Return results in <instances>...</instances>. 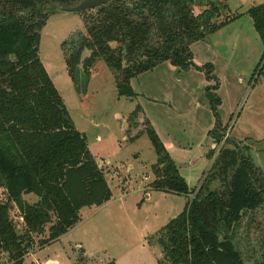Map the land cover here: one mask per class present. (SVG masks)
<instances>
[{"label":"rangeland","instance_id":"1","mask_svg":"<svg viewBox=\"0 0 264 264\" xmlns=\"http://www.w3.org/2000/svg\"><path fill=\"white\" fill-rule=\"evenodd\" d=\"M220 1L227 3L228 13L221 7L212 22L238 17L189 45L193 64L188 69L164 61L132 77L131 97L118 94L115 75L119 73L98 58L88 68V81L76 91L65 57L87 33L96 9L67 13L58 9L60 5L49 8L52 12L40 30L38 56L76 129L85 136L112 196L100 206L80 209L76 225L55 239L49 240L50 224H46L44 233L33 237L34 244L20 264L164 262L159 230L200 189L204 193L223 189L227 173L220 162L222 151L235 145L221 132L235 139L241 154L264 178V66L260 64L264 47L246 13L264 0ZM202 10L193 6L195 14ZM111 46L119 45L112 42ZM149 127L178 164L189 193L147 188L157 158ZM254 182L260 189L263 181ZM23 198L37 200L32 193ZM227 233L246 263L264 262V200L223 235ZM0 264L19 263L1 251Z\"/></svg>","mask_w":264,"mask_h":264},{"label":"trees","instance_id":"2","mask_svg":"<svg viewBox=\"0 0 264 264\" xmlns=\"http://www.w3.org/2000/svg\"><path fill=\"white\" fill-rule=\"evenodd\" d=\"M79 1L0 0V252L19 264L46 224H50L49 240L55 239L79 221L82 207L100 206L112 196L85 136L76 129L38 56L49 8ZM193 6L203 10L195 14ZM221 7L228 13L227 3L220 0H109L96 7L87 33L65 57L76 91L88 81V68L97 58L119 73L115 75L118 94L127 97L133 96L130 79L161 62L188 69L193 64L189 45L238 17L215 24L212 18L221 14ZM246 13L264 47V1ZM112 42L119 46L112 47ZM84 48L90 55L79 72L76 66ZM260 64L264 66V49ZM147 133L157 156L149 188L189 193L178 164L155 131L149 127ZM233 144L234 149L222 151L220 162L227 173L223 189L205 193L200 189L159 230L157 240L165 252L160 264H248L232 235L223 234L246 211L261 205L264 178ZM260 180L258 189L254 181ZM31 193L37 196L34 202L23 198Z\"/></svg>","mask_w":264,"mask_h":264},{"label":"water","instance_id":"3","mask_svg":"<svg viewBox=\"0 0 264 264\" xmlns=\"http://www.w3.org/2000/svg\"><path fill=\"white\" fill-rule=\"evenodd\" d=\"M109 0H80L73 6H59L58 9L67 13H76V12H82L84 10L93 9L96 8L104 3H106ZM214 1V0H212ZM126 51H128V43L125 45ZM90 55V50L84 48L81 51L79 62L76 66L77 70L79 72H83V60ZM86 56V57H85ZM226 138L228 137V140L232 141L235 144H238L235 139L225 133H222Z\"/></svg>","mask_w":264,"mask_h":264},{"label":"crops","instance_id":"4","mask_svg":"<svg viewBox=\"0 0 264 264\" xmlns=\"http://www.w3.org/2000/svg\"><path fill=\"white\" fill-rule=\"evenodd\" d=\"M252 6V5H251ZM230 13H232L231 11H230ZM233 14V13H232ZM236 15V14H235ZM125 119V118H124ZM124 119H123V121H124ZM126 126H127V123L124 121L123 122V127H124V129L126 128ZM95 162H96V160H95ZM97 163V166L99 167V164H98V162H96ZM106 179V178H105ZM107 181V180H106ZM108 183V182H107ZM147 188H149V187H147ZM147 197L149 196V195H146ZM82 208H84V207H82ZM81 208V209H82ZM76 225V224H75Z\"/></svg>","mask_w":264,"mask_h":264},{"label":"flooded vegetation","instance_id":"5","mask_svg":"<svg viewBox=\"0 0 264 264\" xmlns=\"http://www.w3.org/2000/svg\"><path fill=\"white\" fill-rule=\"evenodd\" d=\"M221 133H223V132H221ZM239 145V144H238Z\"/></svg>","mask_w":264,"mask_h":264}]
</instances>
